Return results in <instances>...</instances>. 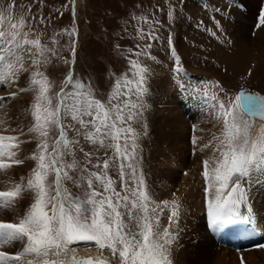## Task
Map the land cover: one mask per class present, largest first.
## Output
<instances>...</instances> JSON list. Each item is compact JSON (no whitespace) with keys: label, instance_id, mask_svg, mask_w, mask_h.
Wrapping results in <instances>:
<instances>
[{"label":"snow or ice","instance_id":"obj_1","mask_svg":"<svg viewBox=\"0 0 264 264\" xmlns=\"http://www.w3.org/2000/svg\"><path fill=\"white\" fill-rule=\"evenodd\" d=\"M83 2L86 6L87 0ZM69 4L75 25L76 0ZM229 6L243 7L241 0H230ZM174 8L169 2V24L175 23ZM212 11L230 14L218 7ZM31 13L30 7L25 11L21 6L17 14L16 0L0 3V91L5 92L0 96V176L7 177L10 185L0 191V212L15 214L12 221L0 220V264H175L182 200L177 192L171 199L155 195L142 147L148 136L153 76L144 61L159 64L151 50L163 39L177 87L199 98L213 127H218L206 143H200L202 137L192 139L195 151H210L200 172L207 227L219 234L239 225L243 239L261 235L249 205L252 185L264 182V98L246 90L230 96L221 83L211 80L186 86L187 72L171 31L162 37V21L143 12L130 15L136 50L121 49L119 44L114 49L127 61L126 70L111 73L110 90L106 96L99 94L93 80L75 70L78 27L48 36L36 27L37 21L45 24V20ZM212 19L215 31L202 23L197 27L232 46L220 21L215 15ZM255 28L264 30V8ZM65 36L67 41L61 43ZM58 64L67 68L59 82L48 74ZM22 94L32 96L25 108L30 120L26 127L13 128L5 104ZM26 144L34 148L21 158ZM21 165L30 171L17 181L11 174ZM26 196L31 202L20 213V201ZM93 246L95 255L79 256L80 250L90 252ZM256 246L264 249V243Z\"/></svg>","mask_w":264,"mask_h":264},{"label":"rangeland","instance_id":"obj_2","mask_svg":"<svg viewBox=\"0 0 264 264\" xmlns=\"http://www.w3.org/2000/svg\"><path fill=\"white\" fill-rule=\"evenodd\" d=\"M198 1L200 2L201 0H87L85 6V3L81 0L77 8L75 25L70 15L69 0H16V5L17 14L20 12V7L25 6V11L27 7H30L32 9L31 15L38 17V19H44L45 24H40L37 21L36 27L42 31L46 30L48 36L53 35L55 31L70 30L74 26L78 27L80 48L78 50L79 58L75 70L82 77L91 78L97 86L99 94H105L106 96L110 90L109 77L111 73L119 75L126 70L127 61L114 49L119 44L121 49L132 48L134 51L136 50L135 44L137 41L133 39L135 35L134 22L131 21L130 15H140L143 12L149 17L155 15L162 21L163 29L160 32L162 37H166L167 33L171 31L174 38V47L181 58L185 71L192 73L196 78H202L194 80L192 84L211 80L221 83L230 96L235 95L237 88H247L264 96V44L257 41L263 37L264 30L252 27L260 0H241L246 13H244L245 11L242 12V9H227L218 0H203L208 4H212L211 10H203L198 8L200 7ZM9 2L11 0H0V3L3 4ZM169 2L175 6L176 17L174 24H169L166 17ZM65 5H68V7H65ZM217 7L222 12L230 14L223 16L219 13H214L212 10ZM213 15L222 24L227 38L233 41L232 46L226 47L224 44L218 42L217 39L215 40L213 37L204 34L201 28L197 27L199 23H203L206 27H211L215 31L212 19ZM48 21H50V24ZM240 27L242 30L238 31ZM254 32L255 34H253ZM259 35H261L260 38L258 37ZM121 36L124 38L121 39ZM67 39L66 36L63 37L61 43H65ZM151 53L157 58L159 64L144 61V63L149 64L153 69V76L150 81V96L148 97L150 108L148 113H146L148 136L142 141L144 168L150 180L149 182L152 181V190L158 198L171 199L172 192H177V195L182 198V194H180L181 186L179 184L182 180L181 177H185L184 173L187 169H175L176 184L173 187L171 186L168 192H161V195L156 194L160 189L159 184H154V181H157L156 177L158 175L156 171H159V174H163V171L168 168L162 165V155L168 156L172 154L171 156L177 160L182 157V154L187 155V151L191 157L193 151V148L191 150L182 148V150L179 143H175L174 145L169 144L170 140L168 139H170V135L172 136L175 130L168 114L180 113L181 118L184 120V115L187 114V120L190 119V123L193 122L194 130L199 128L200 130H205L206 128H211L212 125L209 126V122L205 121L209 115H203L206 118L200 117L202 120L196 117L197 113L200 114L203 109L207 111L200 99H197L198 107L196 105V111H193V113L192 111L181 112L180 104L174 93L175 89L170 80V69L173 67V61L170 58L166 39L156 43ZM65 55L68 54L65 53ZM225 69H227V72H225ZM66 71V66L58 64V66L50 67L48 74L51 79L59 82V80L63 79ZM249 71L252 73L251 76L248 75ZM24 83L26 86V81ZM221 95L223 96V94ZM0 96H5V92L0 91ZM5 99L8 100L7 97ZM31 100V94H22L16 100L5 104L4 111L8 113L6 119L8 118L7 120L13 128L17 127V125L22 127L27 126L30 117H26L25 108L28 107ZM0 116H3V112H0ZM187 120L179 123V125L188 126ZM203 120L202 124H205L204 126L200 124ZM154 121L157 122L155 123ZM216 129L215 133L218 132V127ZM178 131L179 133L180 131L188 132V128L183 127L182 129H178ZM191 134L193 135V133ZM21 139L27 138L21 137ZM183 141L185 143V134ZM33 148L34 144L23 145L21 158L29 156ZM207 155H210V151L206 150L203 157ZM151 157L158 160L152 161L150 160ZM28 162V165L33 164L31 161ZM158 162H161V164ZM29 171V166H24L17 170L18 178L21 175H27ZM192 177L191 180L193 182ZM5 178V176L0 177V191L7 190L4 189L5 186L10 187L9 184L6 185L5 181H3ZM72 190L73 192L78 191L75 188ZM24 201V206L19 208L18 212L20 213L30 204V197L26 196ZM196 213L202 216V211L197 210ZM14 215L0 212V220L12 221ZM179 247L181 245L177 248ZM221 249L226 250L224 248ZM85 255H95L94 246L90 252L79 251L80 257H87ZM226 256L227 258L231 256L236 257L231 251ZM238 263L241 264L240 262ZM243 263L251 264L245 259H243Z\"/></svg>","mask_w":264,"mask_h":264},{"label":"bare ground","instance_id":"obj_3","mask_svg":"<svg viewBox=\"0 0 264 264\" xmlns=\"http://www.w3.org/2000/svg\"><path fill=\"white\" fill-rule=\"evenodd\" d=\"M80 2H81V0H76L77 8L80 5ZM241 11L244 12L245 8L242 7ZM244 13H246V11ZM244 13H242V14H244ZM237 30H238V28H237ZM241 30H242V28L240 27V29L238 31H241ZM262 35H263L262 38H260L261 35L258 36L260 39H258L257 41L264 44V34H262ZM197 107H198V104H197ZM202 112L203 113L206 112V113L203 114ZM202 112L200 114L197 113V115L195 114L196 117L200 118V117H204L203 115H206V114L208 115V111H205V109H203ZM192 115L194 116V114H192ZM11 116H12V114H11ZM168 116H169V118H171L170 120H171V122H173L172 126L175 130L173 135L172 136L170 135V139L167 138L168 140H170L169 144L174 145L175 143H179L181 149L185 148L187 150H191L193 148V151L191 153V157L189 156L188 151H187V155L182 154L181 155L182 157L180 156L181 158H179L177 160H175L171 156L172 154H170L168 156H163L161 154L163 159H164V160L162 159V161H163L162 165H164V167L167 166L168 168H167V170L163 171V174H159L160 172L156 171V172H158V175L156 177L157 181L156 182L154 181V184L155 183L159 184V189H160V191H157L156 194L161 195V192H168L169 191L168 189L171 186L173 187L176 184V173H175L176 171H175V169H177V168L187 169L186 172L188 173V175L185 177H181L182 180H181V183L179 184V186H181V189H180L181 193L180 194H182L181 200H182V204H183V209H182L181 231L179 233L177 245L175 247L174 254H173L174 262H175V264H229V263L239 264L238 261L236 260V257L231 256L230 258H227L226 255H227V253H229V251L221 249L222 247H220V246H216L212 242L209 235L204 230L203 218H202V216L198 215V213H196L197 210L202 211L201 181L199 179L198 171H199L200 163H201L202 159L204 158L203 157L204 153L202 154L198 151H195L194 146L192 144V140H191V142L187 140V138H189V134H190L189 132H187V131L181 132L180 131V133H179L178 129H182L183 127L188 128V126H180L179 125V123L185 122V120L181 118L180 113L168 114ZM208 117H207V120H205V121L209 122V124H210L209 126L212 125L211 128H206L205 130H200V128L195 129L193 132V135L191 134L193 137L194 136L195 137H202V140L200 141L201 144H203V142L206 143L208 140H210L212 137V134L215 133V131L217 130L216 127H213L214 122L211 120L210 117L209 118ZM204 118H206V117H204ZM200 119H199V121H200ZM154 122L156 123L157 121H154ZM203 122H204V120L201 121L200 124L204 126L205 124H202ZM256 123L259 124L258 122H256ZM156 128H158V127H156ZM184 134H185V143L183 141ZM167 135H169V134H167ZM154 136H155V133H154ZM157 136L158 135L156 134V137ZM164 138H165V136H164ZM165 143H166V141H165ZM168 147H169V145H168ZM194 152H195V154H194ZM156 153H157V151H156ZM175 156L177 157V155H175ZM157 157H159V156H157ZM150 160L157 161L158 159H154L153 157H151ZM161 162L160 163L158 162V163L161 164ZM22 167H24V165L18 166L15 169L14 173L11 174L13 179H15L17 181L19 180V178L17 176V170L21 169ZM154 173H155V171H154ZM191 177L193 178V182L191 180ZM7 179H8L7 177L5 178V180L3 179V181H5L6 185L8 184V183H6ZM151 182H150V184H151ZM7 188H8V186L4 187V189H7ZM250 201L251 202H250L249 208L252 209L254 212L255 222L258 225V227L261 228V230L264 232V182H260V184L254 183L252 185L251 190H250ZM24 202H25L24 199H22L20 201V207L24 206ZM19 208L17 211H19ZM193 211H194V213H193ZM165 223H166V221H165ZM180 245H181V247L177 248ZM244 251L242 252L244 255L243 259L247 260L249 263H251V264H264V249H261V248H258L256 250L252 249L250 251H247L246 253Z\"/></svg>","mask_w":264,"mask_h":264}]
</instances>
